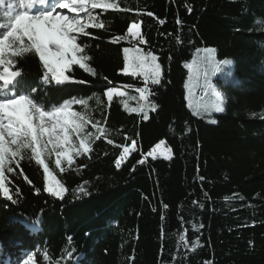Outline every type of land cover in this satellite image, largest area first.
Instances as JSON below:
<instances>
[{"label":"trees","instance_id":"trees-1","mask_svg":"<svg viewBox=\"0 0 264 264\" xmlns=\"http://www.w3.org/2000/svg\"><path fill=\"white\" fill-rule=\"evenodd\" d=\"M115 2L119 9L90 10L105 28L77 34V43L89 45L96 76L74 64L66 73L72 81L42 88L38 56L17 64L45 105L83 98L87 105L72 110L106 131L68 168L44 157L68 189L63 200L45 191L43 166L30 149L6 173L19 194L15 203L0 195V264H24L30 256L32 264H264V0ZM133 22L147 43L130 36L111 43ZM135 46L163 66L148 97L159 107L147 120L133 111L144 103L137 91L143 78L122 71L123 48ZM205 48L233 61L234 78L217 86L225 111L210 115L189 107L185 88L184 64ZM108 87L125 95L109 103ZM197 96L204 99V89ZM133 141L136 150L117 168ZM161 141L171 159L146 157Z\"/></svg>","mask_w":264,"mask_h":264},{"label":"snow or ice","instance_id":"snow-or-ice-1","mask_svg":"<svg viewBox=\"0 0 264 264\" xmlns=\"http://www.w3.org/2000/svg\"><path fill=\"white\" fill-rule=\"evenodd\" d=\"M95 9H119V4L115 0H0V195L8 201L16 202L13 196L19 194V188L10 189L12 180H9L6 173H13V165L18 166L24 159L25 150L30 149L31 158L43 166L47 181L45 191L63 200L68 189L56 180L45 163V151L47 150L48 154L53 151L57 153L55 163L58 167L61 164V155L67 158L70 167L73 156L89 152V141L99 139L105 134L106 130L101 128L96 129V134L85 133V126L91 122L89 114L72 110L73 104L86 106L87 100L73 97L59 105H45L36 95L37 89L27 83L22 69L17 67L19 60L26 55L38 56L43 69L40 81L42 88L49 84L57 87L72 81V77L66 73L71 71L74 64L96 76V70L87 63L90 57L85 49L89 45L83 41L77 43V34L90 35L86 28H105V22L90 11ZM63 10H67V14ZM188 11H191L190 7ZM81 13L86 14L88 23L82 22ZM147 15L152 16L153 13L149 11ZM159 23L163 24L164 21L160 20ZM129 36L135 39L136 45L147 43L138 22H133L127 28L126 36H113L111 43H119ZM202 52L200 55L201 50L197 49V56L184 64L188 69V83H185V88L191 93L192 84L195 82L196 86L204 89L205 96L211 97L209 102L195 106L196 114L201 111L209 115L212 112H224L226 97L212 83V78L219 75L228 82L232 76L233 62L228 59L217 60L214 48H205ZM123 53L125 66L122 71L143 78V87H139L137 91L144 103L133 111L142 113V118L147 120L148 110L156 111L159 107L154 101H149L148 97L154 95L150 85L156 86L162 82L163 66L159 63L158 56L151 51L145 52L139 46L124 47ZM104 80L111 85L112 81L107 77H104ZM105 94L109 103L114 96L125 95L115 87H108ZM189 106L193 107L191 103ZM96 123L93 127H96ZM70 132L78 136L83 133V138L78 144L72 142ZM108 143L111 144L112 141L109 140ZM135 147L136 142L133 141L132 149ZM156 148H160V144H157ZM168 152L170 153V149ZM154 153L155 149L148 155L155 158ZM128 154L129 148L125 147L120 158L115 161L117 168ZM165 158L171 159V155L166 154ZM137 162L143 164L144 160ZM28 183L32 182L28 180ZM39 191L40 189H36V192ZM79 191L87 195L83 186L79 187ZM31 260L30 256L24 264H30Z\"/></svg>","mask_w":264,"mask_h":264},{"label":"rangeland","instance_id":"rangeland-1","mask_svg":"<svg viewBox=\"0 0 264 264\" xmlns=\"http://www.w3.org/2000/svg\"><path fill=\"white\" fill-rule=\"evenodd\" d=\"M64 11V13L65 14H67V10H63ZM73 15H75V14H73ZM81 15V17H82V22H84V23H88V18H87V16H86V14L85 13H81L80 14ZM197 51L194 53V56H193V58L194 57H196L197 56ZM203 54V52H202V50H201V53H200V55H202ZM192 58V59H193ZM191 59V60H192ZM226 59H228V60H231L232 61V59H230V58H226ZM218 60V59H217ZM223 60H225V59H223ZM222 61V60H221ZM190 62V61H189ZM233 62V61H232ZM188 70V69H187ZM231 70H233V64L231 65ZM123 73H124V71H123ZM125 74V73H124ZM127 75H131V73H128ZM234 77H233V74H232V76L229 78V80H231V79H233ZM224 80L223 79H221L220 78V76L219 75H217L216 77H213L212 78V83L213 84H215V86L217 87V86H220V84L223 82ZM186 83H188V78H187V82ZM199 86H196L195 85V82H193V84H192V91H191V93L189 92V89L188 88H186V91H187V94H186V99H187V102H188V105H190V103L193 105V107H190V108H192V109H195V106L196 105H198V104H202V103H206V102H209V100H210V95L209 96H205V98L204 99H201V98H198V96H197V88H198ZM200 88H202V87H200ZM203 89V88H202ZM217 89H218V87H217ZM119 90V89H118ZM220 92H221V90L220 89H218ZM119 91H121V92H123L122 90H119ZM124 93V92H123ZM114 97H122V96H114ZM113 97V98H114ZM106 98H107V96H106ZM108 101V100H107ZM74 111V110H73ZM212 113H217V112H212ZM96 130V127H93V125L91 124V122L90 123H88L86 126H85V128H84V132L85 133H94V131ZM69 136H70V139L72 140V142L73 143H75V144H78L79 143V140L81 139V138H83V133H81L79 136L78 135H76L75 133H73V132H70L69 133ZM160 144V148H156V146L152 149V151L155 149V153H154V155H155V158H153L152 156H149V155H147L146 157H150V158H152V159H166L165 158V155L166 154H170L171 155V152L169 153L168 152V148L166 147V145L164 144V142L163 143H159ZM49 147H51V145H49ZM136 150V148L133 150L132 149V145H131V147L129 148V154L125 157V159L121 162V166H122V164L128 159V157L134 152ZM151 151V152H152ZM123 153V152H122ZM51 156H53V157H55V161H56V159H57V153L55 152V151H53V152H51V154H48L47 153V150L45 151V156L44 157H47V158H49V157H51ZM75 157L76 156H73V160L75 159ZM60 159H61V164H60V166L62 165V164H65V167L66 168H68L69 167V164H68V161H67V158L66 157H64L63 155H61L60 156ZM73 163V162H72ZM30 264H32V260L30 261Z\"/></svg>","mask_w":264,"mask_h":264}]
</instances>
